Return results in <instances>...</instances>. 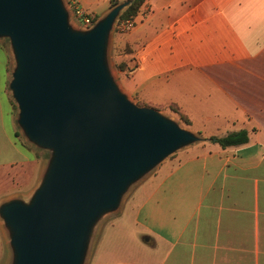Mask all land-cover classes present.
<instances>
[{
	"label": "crops",
	"instance_id": "0c3cea01",
	"mask_svg": "<svg viewBox=\"0 0 264 264\" xmlns=\"http://www.w3.org/2000/svg\"><path fill=\"white\" fill-rule=\"evenodd\" d=\"M67 1L95 23L112 0ZM73 21L85 27L74 11ZM135 23L125 44L112 40L134 51L123 57L130 71L119 72L122 90L140 106L177 105L208 140L247 130L249 143L224 149L206 141L161 166L133 217L100 234L92 264H264V0H147ZM8 89L7 56L0 171L11 172L12 186L0 202L28 200L47 164L22 139Z\"/></svg>",
	"mask_w": 264,
	"mask_h": 264
},
{
	"label": "water",
	"instance_id": "95a60500",
	"mask_svg": "<svg viewBox=\"0 0 264 264\" xmlns=\"http://www.w3.org/2000/svg\"><path fill=\"white\" fill-rule=\"evenodd\" d=\"M131 3L80 27L67 0H0V39L10 40L16 61L9 89L20 133L49 155L28 200L0 202L6 264H84L94 227L132 185L209 141L135 103L117 82L109 51Z\"/></svg>",
	"mask_w": 264,
	"mask_h": 264
},
{
	"label": "rangeland",
	"instance_id": "374dc122",
	"mask_svg": "<svg viewBox=\"0 0 264 264\" xmlns=\"http://www.w3.org/2000/svg\"><path fill=\"white\" fill-rule=\"evenodd\" d=\"M119 1H120L119 4H121V3L127 2L129 0H119ZM77 25L80 26L79 24H77ZM130 34H131V31L127 32V33H119V30L116 26L113 36L115 38V41L118 44L119 43L125 44L127 42V40L129 39ZM115 41L112 43V46L110 47L109 60H110L111 68L113 70V74H114L117 82L119 83L120 73H119V70L117 69V65H119L123 61V57L120 56L121 55V53H120L121 48L116 47ZM7 56L9 59V83H10V81L12 80V73L16 67V61H15V57H14V54L12 51L10 40L9 39H0V58L2 59L3 63H5L7 61ZM8 91H9L11 105L14 106L13 107L14 108V114H15L14 119L16 122V127H17L18 131L21 132V129L17 123V119H18V115H19L18 105L15 102V100L13 99L12 92L10 91V89H8ZM160 111L165 116L176 121L181 127L185 128L187 130L193 131L192 124L191 123L186 124L181 119V117L178 116L177 114H175L171 109L166 108V109H163ZM198 135H200L201 137H204L201 134H198ZM23 136H22V139L27 140L25 138V136L24 137ZM186 150H188V149H186ZM38 151L40 153L42 152L41 150H38ZM180 152H182V151H180ZM180 152L175 154L174 155L175 157L172 156L169 159H167L157 169L153 170L148 175L143 177L139 182L132 185L129 188V190L127 191V193L123 196L119 209L116 212L109 213V214L105 215L96 224V226L94 227V230H93L92 238H91V241L89 244V248L87 251V255H86V259L84 261V264H92V260H93V256L95 253V249L97 247V242H98L99 236H100V234H102L104 232V229L106 228V226H108L111 223H114L115 221H118L119 219H120V222L124 223L125 222L124 220H126L128 218H132L133 217V211L131 209H132V207L134 208V206L137 202L138 196L140 195V198L143 196V193H142L143 191L140 192L141 189L144 187V185L147 182H149L155 176L156 172L159 170V168L161 166L166 164L168 161L178 157V154H180ZM44 153L46 156L45 157H44V155H42V156H43V158L47 159L49 157V155L46 152H44ZM10 175H11L10 171H6V170L3 172L0 171V199L3 195H5L7 193L8 190L11 189L10 187L12 186V183L8 179V177ZM12 177H14V176H12ZM123 226L121 225L120 227H123ZM111 231H112V228H109L107 232H111ZM119 239H121V238H119ZM6 244L7 243L4 239V235L1 233V229H0V264L6 263L8 260V257H9V250H8Z\"/></svg>",
	"mask_w": 264,
	"mask_h": 264
},
{
	"label": "trees",
	"instance_id": "16d2710c",
	"mask_svg": "<svg viewBox=\"0 0 264 264\" xmlns=\"http://www.w3.org/2000/svg\"><path fill=\"white\" fill-rule=\"evenodd\" d=\"M147 0H132L131 5L122 13L120 20H135L139 15L141 8ZM120 3L119 0H112L111 7H115ZM122 50V51H121ZM120 53L122 57L132 55L134 53L132 47L127 44L124 48H121ZM119 72H129L128 62L123 59V61L117 65ZM14 107V106H13ZM175 114L181 117V119L186 123L190 124L189 119L182 113L180 108L172 104L169 106ZM18 140H22L20 135H17ZM211 143L219 144L222 148L226 149L229 147H239L249 143V132L247 130H241L238 132L230 133L224 137H212L209 139ZM175 157V156H174Z\"/></svg>",
	"mask_w": 264,
	"mask_h": 264
},
{
	"label": "built area",
	"instance_id": "2783aa9c",
	"mask_svg": "<svg viewBox=\"0 0 264 264\" xmlns=\"http://www.w3.org/2000/svg\"><path fill=\"white\" fill-rule=\"evenodd\" d=\"M76 19L85 27H90L94 24V20L90 14L80 8H73ZM135 20H123L117 23V28L121 33L130 32L135 28Z\"/></svg>",
	"mask_w": 264,
	"mask_h": 264
}]
</instances>
